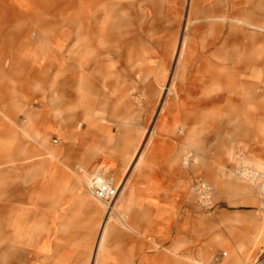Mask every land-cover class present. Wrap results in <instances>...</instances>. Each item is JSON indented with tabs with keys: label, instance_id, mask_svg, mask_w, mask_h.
Listing matches in <instances>:
<instances>
[{
	"label": "rangeland",
	"instance_id": "rangeland-1",
	"mask_svg": "<svg viewBox=\"0 0 264 264\" xmlns=\"http://www.w3.org/2000/svg\"><path fill=\"white\" fill-rule=\"evenodd\" d=\"M84 1L0 0V209L16 222L20 215L26 240L28 201L38 194L27 180L73 153L86 118L110 100L144 115L138 151L175 137L183 153L189 181L185 175L179 192V264H252L264 252L259 183L231 170L264 176V0H110L90 10L83 44L66 18ZM99 169L121 186L106 163L74 168L102 214L93 234L64 249H96L109 206L90 195L87 180ZM198 178L214 184L208 207L196 200ZM116 208L108 228L122 222ZM113 239L107 234L100 249Z\"/></svg>",
	"mask_w": 264,
	"mask_h": 264
},
{
	"label": "crops",
	"instance_id": "crops-1",
	"mask_svg": "<svg viewBox=\"0 0 264 264\" xmlns=\"http://www.w3.org/2000/svg\"><path fill=\"white\" fill-rule=\"evenodd\" d=\"M109 102L86 118L90 127L76 139L73 153L60 157L58 167L27 180L38 193L32 206L28 201L27 219L21 215L27 239L31 235L35 241L40 235L41 244L34 249L46 264H179V192L185 175L189 181L183 153L175 137L154 138L152 146L138 151L144 115L133 106L115 109L114 101ZM103 118L111 123H102ZM104 163L121 184L117 205L123 219L108 228L112 246L98 253L87 244L64 249L77 236L93 234L102 214L74 168L94 169ZM64 240L68 242L62 244Z\"/></svg>",
	"mask_w": 264,
	"mask_h": 264
},
{
	"label": "bare ground",
	"instance_id": "bare-ground-1",
	"mask_svg": "<svg viewBox=\"0 0 264 264\" xmlns=\"http://www.w3.org/2000/svg\"><path fill=\"white\" fill-rule=\"evenodd\" d=\"M110 0H85L84 4H81L78 11L76 13H71L70 16H67L66 22L68 23V27L76 25L79 29V34L81 38V42L84 44L85 42V34L87 33V30L89 28V14L90 10L94 8L95 5L101 4L108 2ZM234 3V0H226V5L231 6ZM109 19L106 22V28L108 29L107 31H112L114 29V24ZM71 29V28H69ZM69 31L66 33V37L68 36ZM84 46V45H83ZM85 47V46H84ZM235 82L237 81H232L230 83V88L229 90H232L233 84L235 85ZM182 111V110H181ZM193 119V117H192ZM237 127V126H236ZM187 135H191L194 131L191 127H187ZM238 129V127H237ZM191 161V158L188 157V155L185 156L184 158V164L187 165L188 162ZM246 168V167H245ZM242 166H240L237 170H231L232 174L235 173L236 175H242V176H251V180L256 182L264 181V176L259 177L258 172L254 173L252 170L245 169ZM84 175H87L86 172H84ZM100 177L99 175L96 176L95 173H92L91 176L88 178L87 182L88 185L93 182L94 178ZM111 178V177H110ZM113 179V178H112ZM204 179V178H203ZM208 182V181H206ZM206 184V183H205ZM207 185V184H206ZM214 185V184H213ZM210 184V186H213ZM121 187V186H120ZM119 187V191H120ZM214 187V186H213ZM212 187L213 193H214V188ZM234 187H230V189H233ZM220 189H222V185H220ZM236 191V189L234 188ZM226 191L229 193H232V191L228 190L226 188ZM120 193V192H119ZM119 193L118 196L119 197ZM197 200V199H196ZM199 205V204H198ZM117 198L114 200V202L109 206L108 209V214L106 220L103 222L102 227L100 229V234H99V241L97 242L96 246V252L98 253V250L101 247V242L103 239L108 234V226L107 223L109 222L110 217H112V214L114 211L117 210ZM11 211V208H10ZM204 219L200 217L197 222L194 224L193 231L197 235H201L204 228ZM17 226H20V223H17L15 218H14V213H12V217L6 208L5 205L2 206L0 209V264H46L43 259H39V256H37V252L35 251L34 247L37 244H41V240H39L38 235V240H33L35 236H30V238L23 240V237H20V233H18ZM31 234V233H30ZM262 236L264 237V231L261 233ZM32 237V238H31ZM210 251L209 249L205 250V252ZM240 258H242V255H240ZM231 264H240L234 259H229ZM247 260H245L246 263ZM244 262V261H243ZM244 263V264H245Z\"/></svg>",
	"mask_w": 264,
	"mask_h": 264
},
{
	"label": "built area",
	"instance_id": "built-area-1",
	"mask_svg": "<svg viewBox=\"0 0 264 264\" xmlns=\"http://www.w3.org/2000/svg\"><path fill=\"white\" fill-rule=\"evenodd\" d=\"M95 174L96 176L99 175L100 177L94 178L93 182L88 185L89 193L97 201L110 206L117 198L119 188L116 186L114 179L104 175L103 170L99 169L97 172H95ZM256 182L259 183V189L264 208V181L258 182L256 180ZM194 191L199 206L208 207L214 202L212 186H210V183L206 182L205 179L198 178L195 181ZM252 264H264V252H262Z\"/></svg>",
	"mask_w": 264,
	"mask_h": 264
}]
</instances>
